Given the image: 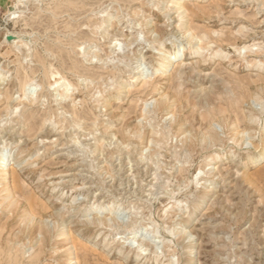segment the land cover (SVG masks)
<instances>
[{
	"label": "rangeland",
	"instance_id": "374dc122",
	"mask_svg": "<svg viewBox=\"0 0 264 264\" xmlns=\"http://www.w3.org/2000/svg\"><path fill=\"white\" fill-rule=\"evenodd\" d=\"M15 3L0 264H264V0Z\"/></svg>",
	"mask_w": 264,
	"mask_h": 264
},
{
	"label": "bare ground",
	"instance_id": "6f19581e",
	"mask_svg": "<svg viewBox=\"0 0 264 264\" xmlns=\"http://www.w3.org/2000/svg\"><path fill=\"white\" fill-rule=\"evenodd\" d=\"M115 1V0H114ZM152 1V0H151ZM24 2V0H16V3H15V5H17V4H21V3H23ZM66 2H69V1H66ZM118 2V1H117ZM121 2V1H120ZM172 4H175L176 6H177V9H181L182 8V3H180V0H172ZM61 4H62V2H61ZM128 4V3H127ZM63 5V4H62ZM174 5V6H175ZM61 6V5H60ZM68 6V5H67ZM96 6V5H95ZM69 7V6H68ZM121 7H122V3H121ZM176 8V7H175ZM165 9V8H164ZM17 11V10H16ZM54 11V10H53ZM186 13V12H185ZM12 14H14V12H11V15ZM101 14H103V13H101ZM182 14H183V11H180L179 12V15H181L182 16ZM15 15V14H14ZM186 15V14H185ZM55 17H57V16H55ZM32 18H34V16L32 17ZM106 19V18H105ZM104 20V19H103ZM144 20V19H143ZM148 21V20H147ZM143 23V22H142ZM147 23V22H146ZM145 23V24H146ZM151 24V23H150ZM147 25V24H146ZM141 27V26H140ZM154 28V27H153ZM116 29V28H115ZM60 30V29H59ZM145 31V30H144ZM148 31H152V29L151 30H148ZM160 32H162L161 30H159ZM143 32V31H142ZM159 32V33H160ZM187 32H189V31H187ZM108 34V33H107ZM144 34V33H143ZM153 34V33H152ZM151 34V35H152ZM154 34H156L155 32H154ZM158 34V33H157ZM189 33H187V35H188ZM159 36H160V34H158ZM186 35V37H188ZM195 35V34H194ZM157 36V35H156ZM185 36V35H184ZM190 36V38H193V36L192 35H189ZM10 37V36H9ZM158 37V36H157ZM183 37V36H182ZM201 37V36H200ZM199 37V38H200ZM205 37V36H204ZM196 39V38H195ZM198 39V38H197ZM134 40V39H133ZM185 40V39H184ZM151 41V40H150ZM12 42H13V40H12ZM149 42V41H148ZM200 42V41H199ZM190 44V43H189ZM131 45H132V43H131ZM130 45V46H131ZM254 46V45H253ZM199 47V46H198ZM198 47H197V50H198ZM202 47V46H201ZM161 48V47H160ZM202 48H205V47H202ZM250 48V47H249ZM163 49V48H162ZM179 51V50H178ZM157 52H159V51H157ZM156 52V53H157ZM160 53V52H159ZM199 53V52H198ZM162 54V53H161ZM176 56H177V53L176 54H174V55H169L168 53H164L163 54V56H160L159 57V64H163V68L165 69V67L167 68V66H170L171 64H172V62L173 61H175L176 60ZM140 58V57H139ZM22 61V60H21ZM139 65H140V63H139ZM139 65L137 64V66H135L134 67V70H135V72H134V74H136L137 76L135 77V80L136 81H139V82H143L144 81V77H143V71L141 70V69H139ZM133 68V67H132ZM130 70H132V69H130ZM146 71V70H145ZM166 71V70H165ZM132 72V71H131ZM133 73V72H132ZM146 73V72H145ZM145 75V74H144ZM146 77V76H145ZM68 84H70V83H68ZM119 87V89L121 90V89H123L124 88V85L123 84H121V86H118ZM260 89V88H259ZM66 114V113H65ZM224 114V113H223ZM30 116V115H29ZM212 116V115H211ZM243 116V115H242ZM244 117V116H243ZM215 123V122H214ZM214 123H211V125L212 124H214ZM228 126V129L230 130V132L231 133H236V128H235V126L234 125H229V124H227ZM214 126H215V124H214ZM221 127V126H220ZM222 128V127H221ZM224 128V127H223ZM225 129V128H224ZM240 130V129H239ZM241 131V130H240ZM244 131V130H243ZM245 132V131H244ZM225 133V132H224ZM238 133H239V131H238ZM242 132H240V134H241ZM244 135H245V133H244ZM183 137V136H182ZM194 137V136H193ZM215 135H214V133L211 131V129H210V125H209V127H208V130H207V132L203 135V139L204 140H214L215 139ZM246 137V136H245ZM234 138V137H233ZM182 140H184V139H182ZM244 140H245V138H244ZM186 141H188V140H186ZM202 141V140H201ZM184 142H185V140H184ZM241 142V141H240ZM250 142V141H249ZM187 143V142H186ZM244 143H245V141H244ZM243 143V144H244ZM247 143H248V141H246V145H247ZM249 144H251V143H249ZM252 145V144H251ZM0 150H2V148L0 149ZM18 155V154H17ZM10 156V155H9ZM6 157V155H5V153H1L0 154V175L1 176H4V173H5V171H4V167H3V159ZM17 157V156H16ZM262 159H264V149L260 152V153H258V154H256L255 156H253V157H251L250 158V160L251 161H253V162H255V161H259V160H262ZM210 186V184L209 183H207L206 185H205V187H206V190L205 191H208V187ZM142 249V248H141Z\"/></svg>",
	"mask_w": 264,
	"mask_h": 264
}]
</instances>
